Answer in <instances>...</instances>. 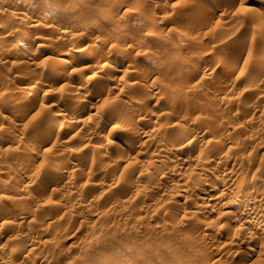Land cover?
Here are the masks:
<instances>
[{"label":"rangeland","instance_id":"rangeland-1","mask_svg":"<svg viewBox=\"0 0 264 264\" xmlns=\"http://www.w3.org/2000/svg\"><path fill=\"white\" fill-rule=\"evenodd\" d=\"M263 22L264 0H0V264H264Z\"/></svg>","mask_w":264,"mask_h":264},{"label":"bare ground","instance_id":"bare-ground-1","mask_svg":"<svg viewBox=\"0 0 264 264\" xmlns=\"http://www.w3.org/2000/svg\"><path fill=\"white\" fill-rule=\"evenodd\" d=\"M3 1H4V0H3ZM5 1H6V0H5ZM9 3H10V2H9ZM2 4H3V3H2ZM35 5H36V4H35ZM14 7H15V6H14ZM249 7H250V6H249ZM252 7H253V6H252ZM17 8H18V7H17ZM33 8H34V7H33ZM52 8H53V7H52ZM15 10L17 11V9H15ZM10 11H12V12H10V14H8V15L10 16V18H11V16H13V15L16 16V14H18L16 11H15V12H13V10H10ZM20 11H21V10H20ZM65 11H66V10H65ZM21 12H22V11H21ZM30 12H31V11H30ZM55 12H56V11H55ZM23 13H24V11H23ZM23 13H21V14H23ZM25 13H26V12H25ZM26 14H27V13H26ZM28 14H29V13H28ZM24 15H25V14H24ZM17 16H19V14H18ZM27 16H28V15H26V18H27ZM29 16H30V15H29ZM31 16H32V15H31ZM31 16H30V17H31ZM19 17H20V16H19ZM22 18H23V16H22ZM26 18H25V19H26ZM29 20H30V19H29ZM74 20H75V19H74ZM23 21H24V20H23ZM25 21H26V20H25ZM71 21H72V20H71ZM12 22H13V21H12ZM33 24H34V23H33ZM46 24H47V23H45V25H46ZM76 24H77V23H76ZM262 24H264V22H263ZM31 26H32V25H31ZM49 26H50V25H49ZM73 26H74V25H73ZM88 26H89V25H88ZM125 26H126V25H125ZM41 27H42V25H41ZM74 27H75V26H74ZM261 27H262V25H261ZM57 28H58V27H57ZM6 29H7V28H6ZM258 29H259V28H258ZM258 29H257V32H258ZM260 29H261V28H260ZM262 29H263V27H262ZM64 30H65V29H64ZM67 30H68V29H67ZM73 30H74V29H73ZM61 31H62V30H61ZM53 32H54V31H53ZM64 32H65V31H64ZM74 32H75V31H74ZM253 32H255V33L252 35L251 39L253 38V39L255 40V37H257L258 33H257L256 31H253ZM261 32H263V31H261ZM11 33H12V32H11ZM11 33H10V35H11ZM34 33H35V32H34ZM76 33H77V32H76ZM78 33H79V32H78ZM78 33H77V35H78ZM13 34H14V33H13ZM37 34H38V33H37ZM73 34H74V33H73ZM259 34H261V33H259ZM6 35H8V34H6ZM75 35H76V34H75ZM75 35H74V36H75ZM183 36H184V34L181 33V32H179V34H176V35H175V38H176L177 40H181ZM34 37H36V36H34ZM119 37H120V36H119ZM173 37H174V36H173ZM259 37H260V36H259ZM38 38H39V37H38ZM124 38H125V37H120L119 39H122V40H123ZM126 38H127V37H126ZM175 38H174V39H175ZM183 38H184V37H183ZM99 39H100V38H99ZM249 41H250V40H249ZM20 42H21V41H20ZM97 42H98V41H97ZM97 42H94V41H93V43H92V45H91L90 47H88V48H85V47H84L85 50H83V51L80 53V55H81L83 58L93 56V54L95 55V53H96L95 51H96V50L94 51V49H96V47H98V46H97V45H98ZM13 43H18V40H17V42L12 41V45L15 46L16 44H13ZM18 44H19V43H18ZM46 44H47V43H46ZM10 45H11V44H10ZM248 45H249V44H248ZM19 46H20V44H19ZM95 46H96V47H95ZM10 47H11L10 49L13 48L12 46H10ZM15 47H18V45L15 46ZM42 47H43V46H42ZM86 47H87V46H86ZM94 47H95V48H94ZM242 47H243V46H242ZM93 48H94V49H93ZM38 49H39V48H38ZM46 49H47V48H46ZM13 51H14V50H13ZM15 51H16V50H15ZM79 51H80V50H79ZM25 52H26V51H25ZM25 52H24V53H25ZM20 53H21V52H20ZM22 53H23V52H22ZM29 53H30V52H29ZM25 54H27V52H26ZM25 54H24V55H25ZM20 55H22V54H20ZM20 55H19V56H20ZM29 55H31V54H29ZM22 56H23V55H22ZM26 56H27V55H26ZM31 56H32V55H31ZM27 57H29V56H27ZM75 57H76L75 53H74V54L71 53V54H68V55H63V56L60 57V61L58 60V61H59L58 63H60V64H62V65H64V66H69V65L74 61ZM193 57H194V56H193ZM0 58H1V57H0ZM83 58H82V59H83ZM77 60H78V59H77ZM3 61H4V60H3ZM1 62H2V61H1ZM118 62H119V61H118ZM89 63H90V62H89ZM115 63H116V62H115ZM60 64H59V65H60ZM59 65H58V66H59ZM62 65H61V66H62ZM82 65H83V64H82ZM61 66H60V67H61ZM87 66H88V67H87ZM93 66H94V65H93ZM112 66H113V65H112ZM114 66H115V65H114ZM236 66H238V65H236ZM236 66H234V67H236ZM62 67H63V66H62ZM83 67L90 68L89 65H87V64H86V66L84 65ZM115 67H116V66H115ZM234 67H233V68H234ZM238 67H240V66H238ZM112 68H113V67H112ZM236 68H237V67H236ZM236 68H235V69H236ZM243 68H244V67H243ZM243 68H242V66H241V67H240V70L243 69ZM79 69H80V68L78 67V70H79ZM235 69H234V71H235ZM244 69H245V68H244ZM84 70H85V69H84ZM240 70H238V71H240ZM74 71H75V69H74ZM74 71H73V72H74ZM232 71H233V70H232ZM58 72H59V71H58ZM77 72H78V71H76V73H77ZM254 73H255V72H254ZM252 76H253V75H252ZM254 76H255V75H254ZM109 84H110V83H109ZM110 85H111V84H110ZM106 86H108V85H106ZM22 87H23V86H22ZM38 87H39V86H38ZM108 88H109V87H108ZM26 89H27V88H26ZM35 91H37V90L35 89V87L32 86V88L29 89V94H31V96H32V94H35ZM38 92H39V91H38ZM76 93H77V92H76ZM40 96H41V95H40ZM38 97H39V96H38ZM75 110H76V109H75ZM72 112H74V111H72ZM74 113H75V112H74ZM53 114H55V116H56L57 112L55 111ZM72 120H73V119H72ZM74 120H76V119H74ZM100 120H101V119H100ZM47 121H48V123L51 124V120H50V122H49V120H47ZM46 124H47V123H46ZM68 124H69V126H70V123H68ZM66 126L68 127V125H66ZM59 127H60V126H59ZM63 127H64V126H63ZM67 127H65V128H67ZM68 128H69V127H68ZM57 129H58L57 131H58L59 133H63V131H66V130H65L64 128H62V127L57 128ZM189 130H190V129H189ZM183 131H184V130H183ZM197 131H198V130H197ZM197 131H196V132H197ZM55 132H56V131H55ZM187 132H188V131H187ZM192 134H193V133H192ZM186 135H187V134H186ZM193 136H194V134H193ZM197 136H198V135H197ZM160 138H161L162 140L165 139V138H163V137H160ZM68 139H69V138H67V141H68ZM166 139H167V138H166ZM65 140H66V139H65ZM63 141H64V140H63ZM69 141H70V140H69ZM61 143H62V142H61ZM66 144H67V143H66ZM67 145H68V144H67ZM67 145H66V146H67ZM211 145H212V144H211ZM222 145H223V144H222ZM98 146H99V145H98ZM101 146H102V145H101ZM222 147H223V146H222ZM212 148H215V149L220 148V144H219V142H218L217 144L214 143V145L212 146ZM98 149H99V148H98ZM215 149H214V150H215ZM211 151H212V150H211ZM206 158H207V157H206ZM198 159H199V158H198ZM197 161H198V160H197ZM199 163H201V162H199ZM62 165H63V164H62ZM62 165H61V166H59V165H57V166L55 165V166H54L53 169H54L55 173H56V172L59 173L60 171L63 170L62 167H63L64 165H63V166H62ZM202 165H203V164H202ZM202 168H203V167H202ZM205 168H206V167H205ZM205 168H204V169H205ZM16 169H17V171H18V170H19V171L21 170L19 166H18ZM53 169H52V170H53ZM206 169H207V168H206ZM206 169H205V170H206ZM15 171H16V170H15ZM205 172H206V171H205ZM53 173H54V172H53ZM55 173H54V174H55ZM58 173H56V174H58ZM60 173H61V172H60ZM59 175H60V174H59ZM61 175H62V174H61ZM61 175H60V176H61ZM206 176H207V175H206ZM217 177H218V176H217ZM215 178H216V177H215ZM221 180H222V179H221ZM221 180H220V178H219V179H215V182H214V183H216L217 186H223L222 188L224 189V188H226L228 185L226 186L224 183H222ZM223 182H224V181H223ZM212 187H213V186H212ZM214 187H216V186H214ZM200 191H201V190H200ZM205 191H207V190L205 189ZM221 191H222V190H221ZM236 192H237V191H236ZM208 194H209V193H208ZM219 194H220V193H219ZM199 195H201V194L199 193ZM201 196H202V195H201ZM220 196H222V195H220ZM235 196H236V198H237L238 200H244V201H245L244 203H247V202H248V198H247V196L243 195L242 192H241V193H240V192L236 193ZM212 197H214V196H212ZM217 199H218V198H217ZM218 200H219V199H218ZM234 201H235V200H234ZM236 201H237V200H236ZM214 202H215V200H214ZM224 202H225V201H224ZM239 202H240V201H239ZM244 203H243V204H244ZM219 205H220V204H219ZM245 205H246V204H245ZM209 206H210V205H209ZM200 207H201V206H200ZM201 208H202V207H201ZM234 209H235V208H234ZM204 211H205V210H204ZM228 212H231V214H232V211L229 210V209H228ZM228 212H227V213H228ZM237 212H238V211H237ZM242 214H243V213H242ZM228 215H229V214H228ZM223 225H224V224H223ZM220 230H225V227L222 226ZM18 245H19V243H18V244H12V245L8 246L7 248L2 249V250H3L2 253L6 254V255L9 254V253L14 254V253H16L18 250L21 249V248H19ZM2 250H1V251H2ZM2 261H3V260H2ZM4 264H5V263H4Z\"/></svg>","mask_w":264,"mask_h":264}]
</instances>
